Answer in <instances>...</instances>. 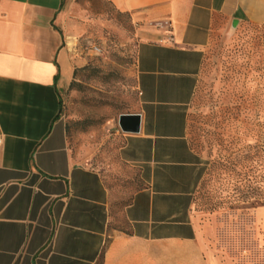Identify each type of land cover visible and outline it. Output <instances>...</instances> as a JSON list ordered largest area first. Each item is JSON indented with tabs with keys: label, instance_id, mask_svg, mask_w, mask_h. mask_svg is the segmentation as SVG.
I'll list each match as a JSON object with an SVG mask.
<instances>
[{
	"label": "crops",
	"instance_id": "obj_1",
	"mask_svg": "<svg viewBox=\"0 0 264 264\" xmlns=\"http://www.w3.org/2000/svg\"><path fill=\"white\" fill-rule=\"evenodd\" d=\"M65 1L0 0V264H264L212 244L186 136L207 45L234 20L264 25V0H109L139 38L140 129L119 153L140 187L122 207L59 117L60 87L82 66L59 24Z\"/></svg>",
	"mask_w": 264,
	"mask_h": 264
},
{
	"label": "rangeland",
	"instance_id": "obj_2",
	"mask_svg": "<svg viewBox=\"0 0 264 264\" xmlns=\"http://www.w3.org/2000/svg\"><path fill=\"white\" fill-rule=\"evenodd\" d=\"M59 16L62 33L82 62L72 81L60 87L67 142L75 157L110 176L112 187L124 194L122 207L140 187L137 173L120 159L127 133L118 125L119 115L138 107L139 38L129 15L109 0H67ZM186 123L202 170L193 209L209 223L212 244L236 258H264V216L257 213L264 207V25L243 23L235 31L214 33ZM237 161L241 181L228 168ZM235 184L246 203H228Z\"/></svg>",
	"mask_w": 264,
	"mask_h": 264
},
{
	"label": "water",
	"instance_id": "obj_3",
	"mask_svg": "<svg viewBox=\"0 0 264 264\" xmlns=\"http://www.w3.org/2000/svg\"><path fill=\"white\" fill-rule=\"evenodd\" d=\"M237 20L231 24V31L237 27ZM141 117L137 113L121 114L118 118V125L122 132L125 133H138L140 129Z\"/></svg>",
	"mask_w": 264,
	"mask_h": 264
},
{
	"label": "trees",
	"instance_id": "obj_4",
	"mask_svg": "<svg viewBox=\"0 0 264 264\" xmlns=\"http://www.w3.org/2000/svg\"><path fill=\"white\" fill-rule=\"evenodd\" d=\"M237 165H239V162L237 161L236 163H232V166L228 167L233 173H235V175L237 176V179H239V181H241L242 174L240 171H237L234 167H236ZM225 168H227V166H224ZM260 201L261 204H264V193H261L260 196ZM246 196L243 195L240 191V185L235 184V188L233 191V194L230 195L228 203H231L233 205H239V204H243L246 203Z\"/></svg>",
	"mask_w": 264,
	"mask_h": 264
},
{
	"label": "built area",
	"instance_id": "obj_5",
	"mask_svg": "<svg viewBox=\"0 0 264 264\" xmlns=\"http://www.w3.org/2000/svg\"><path fill=\"white\" fill-rule=\"evenodd\" d=\"M97 49V48H96Z\"/></svg>",
	"mask_w": 264,
	"mask_h": 264
}]
</instances>
